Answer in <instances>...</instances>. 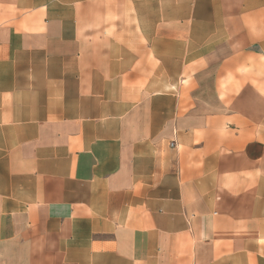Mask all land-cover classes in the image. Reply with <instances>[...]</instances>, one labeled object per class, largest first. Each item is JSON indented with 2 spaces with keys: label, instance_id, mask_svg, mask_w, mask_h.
Here are the masks:
<instances>
[{
  "label": "crops",
  "instance_id": "obj_1",
  "mask_svg": "<svg viewBox=\"0 0 264 264\" xmlns=\"http://www.w3.org/2000/svg\"><path fill=\"white\" fill-rule=\"evenodd\" d=\"M0 264H264V0H0Z\"/></svg>",
  "mask_w": 264,
  "mask_h": 264
},
{
  "label": "built area",
  "instance_id": "obj_2",
  "mask_svg": "<svg viewBox=\"0 0 264 264\" xmlns=\"http://www.w3.org/2000/svg\"><path fill=\"white\" fill-rule=\"evenodd\" d=\"M174 146V145H173Z\"/></svg>",
  "mask_w": 264,
  "mask_h": 264
}]
</instances>
